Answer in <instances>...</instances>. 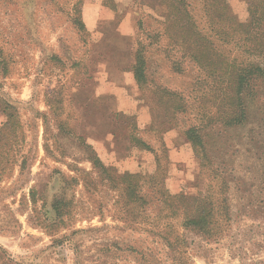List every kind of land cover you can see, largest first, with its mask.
Masks as SVG:
<instances>
[{"label":"rangeland","instance_id":"1","mask_svg":"<svg viewBox=\"0 0 264 264\" xmlns=\"http://www.w3.org/2000/svg\"><path fill=\"white\" fill-rule=\"evenodd\" d=\"M179 1L217 53L247 62L214 36L205 0H0V264H264V84L247 126L220 134L207 126L200 154L184 136L189 117L173 115L153 89L164 83L191 102L186 92L203 74L173 73L163 36L145 48L147 83L133 77L136 42L162 33L151 19ZM225 2L238 21L247 18L246 0ZM9 114L16 118L6 127ZM214 169L246 174L243 260L223 244L197 248L191 235L198 251L163 252L126 216L113 183L154 175L171 195L190 197L212 184Z\"/></svg>","mask_w":264,"mask_h":264},{"label":"trees","instance_id":"2","mask_svg":"<svg viewBox=\"0 0 264 264\" xmlns=\"http://www.w3.org/2000/svg\"><path fill=\"white\" fill-rule=\"evenodd\" d=\"M246 3L248 13L243 21H238L229 12L225 0H205L203 6L206 15L210 16L214 36L222 44H231L247 56V62L217 53L212 41L201 34L188 12H184L181 1L172 6V11L166 8L164 12H155L157 18L151 20L160 24L162 33L155 32L154 28L153 35L146 38L152 41L148 44L136 42L132 73L140 87L147 83L149 71L145 48L159 44L163 36L168 42L160 52L173 73L198 69L203 74L204 79L192 83L191 91L186 92V98L191 102L164 83L154 85L153 89L159 98H166L173 115L189 117L184 136L200 154L204 151L202 134L207 126L218 134L219 127H246L252 104L262 100L259 91L264 84V0H246ZM74 24L78 30H85L82 21L75 20ZM143 27L140 22L138 29L145 31ZM200 90L206 91V96L198 94ZM15 118L9 114L4 125L10 127ZM92 162L94 166H103L98 158ZM24 163L22 160L21 164ZM214 171L217 173L208 174L212 184L197 196L190 197L171 195L164 187V179L154 175L124 174L113 183L119 185L126 216L133 215L136 223L144 227L143 231L156 240L163 252L198 251L191 248L193 239L187 241L191 235L198 240L197 248L200 244L205 247L223 244L230 254L243 260L248 250L250 211L246 174L236 177L218 169ZM52 209L61 218L67 211L55 206ZM178 220L180 222L174 224Z\"/></svg>","mask_w":264,"mask_h":264}]
</instances>
